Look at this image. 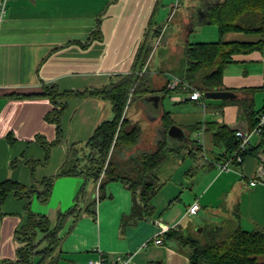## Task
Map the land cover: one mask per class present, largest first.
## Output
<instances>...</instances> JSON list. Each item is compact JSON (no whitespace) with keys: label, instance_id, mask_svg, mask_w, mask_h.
I'll return each mask as SVG.
<instances>
[{"label":"crops","instance_id":"obj_1","mask_svg":"<svg viewBox=\"0 0 264 264\" xmlns=\"http://www.w3.org/2000/svg\"><path fill=\"white\" fill-rule=\"evenodd\" d=\"M159 1L7 2L6 11L0 16V182L11 179L26 187L35 186L37 190L30 200L12 192L3 201L0 264H17L19 242L15 233L28 221L27 206L31 212L53 221L58 211H65L73 204L83 183L81 177H56L46 202L37 198L40 190L37 182L54 176L68 148L87 141L95 127L113 115L104 99L68 97L64 99L66 108L60 121L61 141L50 145L57 138L56 123L46 119L53 108L51 100L17 95L37 94L44 86H55L58 92H81L106 85L116 74L129 73L149 20L158 15ZM182 9L184 12L175 28L164 29L158 23L152 24L161 27V35L142 70L147 73L150 91L131 101L127 108L129 122L141 128L142 141L136 147L155 149L163 129V116L167 113L171 124L166 135L169 144L178 149L171 155L173 168L169 173L159 171L162 165L157 169L163 185L153 199L155 217L133 220L129 216L133 202L131 190L119 181L109 182L104 189L106 197L96 203L95 217L83 213L75 223L70 218L59 233L60 256L56 264H87L88 260L100 256L105 264H193L187 248L176 240L154 242L157 220L173 229L202 225V230L208 231L219 227L221 235L224 226H229L230 233L236 228H264V183L249 184L258 158L247 155L240 165L219 171L217 162L223 161L228 152L214 142L211 129L204 130L208 122L224 125L234 132L251 130L236 101L243 94L237 91L254 88L251 96L255 109L264 106V46L234 55L224 68L222 84L225 91L234 93L231 99L204 96L194 101L188 98V91L161 90L166 81L170 83L183 72L184 47L188 42L221 39L251 43L262 37L242 31L226 32L222 36L218 30L203 33V24L199 23L200 1L198 6L192 4L191 9ZM195 12L198 15L194 16ZM97 26L100 38L92 37ZM196 32L209 40L192 41L191 36ZM148 131L149 138H144L143 134ZM199 133L201 143L197 141ZM190 139H196L201 147L194 157L190 154ZM258 141L259 135L253 134L251 144L256 145ZM201 175H204L202 181L196 182ZM87 195L97 198L96 185L88 182ZM195 200L198 211L186 213ZM181 203H185L184 208ZM195 217L201 219L200 224ZM211 223L217 226L211 227ZM117 257L123 262L116 263Z\"/></svg>","mask_w":264,"mask_h":264},{"label":"trees","instance_id":"obj_2","mask_svg":"<svg viewBox=\"0 0 264 264\" xmlns=\"http://www.w3.org/2000/svg\"><path fill=\"white\" fill-rule=\"evenodd\" d=\"M200 10L202 17L199 23L215 24L219 36L226 32L242 31L257 33L262 37L261 40L251 43L223 42L219 39L212 42H188L185 45V68L177 76L182 82L172 90L190 92V89L182 88L183 84H186L198 90L201 97H204L207 92L224 90L223 70L234 55L259 50L264 46V0H200ZM161 27L152 26L151 17L134 55L132 70L112 76L102 87L72 93L58 92L55 86H44L40 93L17 95L43 96L51 100L53 108L46 119L56 123L57 138L50 145L59 143L62 138L60 121L66 108L64 99L71 96L101 98L110 104L113 112L111 119L103 120L95 127L87 141L74 143L68 148L65 160L54 176L37 182L40 185L37 198L46 202L56 177L79 176L83 179L73 204L65 211H58L53 221L45 215L31 212L27 206L28 221L15 233L19 242L17 264H56L60 256L59 233L70 218H73L75 223L83 213L95 217L96 203L106 197L104 189L109 182L119 181L131 190L133 202L129 216L133 220L155 217L153 199L163 185L159 182L157 169L165 159L177 153L178 149L169 144L166 135L171 124L167 113L163 116V129L155 149L136 147L140 142L141 128L129 122L127 108L131 104V98L132 101L136 100L150 91L147 73L142 70L153 52L155 41L160 38ZM94 36L100 38L99 26L92 33V37ZM167 84L168 81L161 90L169 92ZM254 91V88L239 89L237 92H241L243 96L236 99L251 130L258 124L259 116L264 113V106L260 109L254 107L251 96ZM206 129L213 131L214 142L222 145L228 154L235 151L238 141L235 140L233 130L209 122L205 125L204 130ZM258 135V143L251 144L243 153L242 161L235 165H240L247 155H254L260 161L258 154L264 155V125L260 127ZM188 142H191L190 154L194 157L201 147L196 143V139H190ZM88 182L98 184L97 198L87 195ZM36 190L35 186L26 187L11 179L0 182V216L1 205L8 194L13 192L30 200ZM162 239H174L186 247L187 256L193 264H264V228H236L224 236L221 235L219 227H214L206 231L204 237L190 235L182 229L170 228Z\"/></svg>","mask_w":264,"mask_h":264},{"label":"built area","instance_id":"obj_3","mask_svg":"<svg viewBox=\"0 0 264 264\" xmlns=\"http://www.w3.org/2000/svg\"><path fill=\"white\" fill-rule=\"evenodd\" d=\"M9 0H0V16L6 11L7 2ZM181 80L177 77H174L170 83L167 84V88L172 90L178 85L181 84ZM184 89H190L188 98L190 100L198 101L201 98V94L198 90L189 87L186 84H183ZM264 125V113L259 116L258 124L252 130H238L235 132V137L238 141L237 148L231 154H228L227 157L223 161L217 162V168L219 171H228L234 168L236 163H240L243 159V153L247 151L251 147V136L253 134L260 133V127ZM201 133L197 135V141L201 143ZM264 155H261L260 161L257 164L255 175L249 181L251 186L256 183H264V163H263ZM96 192H98V184L96 185ZM199 209L198 201H194L187 208L186 213L195 214ZM157 223V232L154 237V242L156 244H160L162 242V237L166 231H168L172 226L164 223L163 221H156ZM123 262L121 257H117V262ZM87 264H105V259L103 256H100L97 259L88 260Z\"/></svg>","mask_w":264,"mask_h":264},{"label":"rangeland","instance_id":"obj_4","mask_svg":"<svg viewBox=\"0 0 264 264\" xmlns=\"http://www.w3.org/2000/svg\"><path fill=\"white\" fill-rule=\"evenodd\" d=\"M199 1L200 0H160L158 3V7H157V14L158 15H156L154 17L152 24L154 25V23H158L161 26H163L164 29H166L167 27L175 28L178 25V19H179L180 15L182 13V10H183L182 8H185V10H189L192 8V4H197V6H198ZM165 2H167V3H165ZM187 3H190V4L192 3V4L190 6H187L188 5ZM182 5H184L185 7H182ZM171 10L173 12L170 15ZM183 12H184V10H183ZM193 15L194 16L198 15V13L195 12ZM202 28H203V33H206V31H212V32L214 31V33H216V30H217V27L215 24H203ZM199 34H200V32H196L195 34H192L191 40L192 41H194V40H196V41L209 40V39H204V38H209V37L199 36ZM131 101H132V98H131ZM131 106H134V105L132 104ZM142 115L143 114L141 113L140 116L143 117ZM112 117H113V115H111L110 118H112ZM143 136H144V138L145 137L149 138V131L146 134H143ZM141 141H142V139H140V142H139L140 144H141ZM172 158L170 155V157H168L169 160L164 161L162 163V166L159 168V171L161 169V173L167 174L172 170V168H173ZM168 167L170 169H168ZM203 177H204V175L197 177L196 182H197V180H199L201 182ZM196 182H195V184H196ZM181 206H182V208H184L185 203H181ZM195 220H196V222H198V224L201 223V219L195 217ZM185 221H186V219H185ZM210 226L212 227V226H217V225L211 223ZM202 227H203L202 225H198V226L190 225L188 227V229H186L184 231L190 235H193V236L204 237L206 235V231H205L206 229L202 230ZM229 230H230L229 226H224L222 235L225 236V235L230 234Z\"/></svg>","mask_w":264,"mask_h":264},{"label":"water","instance_id":"obj_5","mask_svg":"<svg viewBox=\"0 0 264 264\" xmlns=\"http://www.w3.org/2000/svg\"><path fill=\"white\" fill-rule=\"evenodd\" d=\"M205 96L211 99H231L235 97L234 93L225 90L207 92L205 93Z\"/></svg>","mask_w":264,"mask_h":264}]
</instances>
